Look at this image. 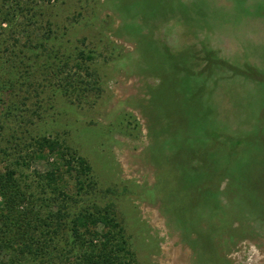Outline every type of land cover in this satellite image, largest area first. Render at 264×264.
Here are the masks:
<instances>
[{
  "label": "rangeland",
  "instance_id": "obj_1",
  "mask_svg": "<svg viewBox=\"0 0 264 264\" xmlns=\"http://www.w3.org/2000/svg\"><path fill=\"white\" fill-rule=\"evenodd\" d=\"M173 110L186 123L173 146L194 155L167 150ZM43 137L61 157L37 156ZM70 156L89 171L74 178V158L64 171ZM176 162L186 171L155 191ZM54 168L55 183L44 176ZM7 171L26 193L21 208L42 218L106 209L132 264H264V0H0ZM52 218L31 234L46 250L35 260L64 247L60 264H76Z\"/></svg>",
  "mask_w": 264,
  "mask_h": 264
},
{
  "label": "trees",
  "instance_id": "obj_2",
  "mask_svg": "<svg viewBox=\"0 0 264 264\" xmlns=\"http://www.w3.org/2000/svg\"><path fill=\"white\" fill-rule=\"evenodd\" d=\"M172 59H174L173 56ZM170 82L171 84L173 83L175 86H178L181 84L182 79L179 77L178 79L171 80ZM179 93L183 95V92L180 90L177 91V94ZM171 105L173 108L175 107L180 109L179 107H176L174 103H171ZM175 112L177 111L173 110L171 114L175 116ZM178 112L180 111L178 110ZM175 117L177 119L169 121L168 129H165L168 133L167 136L169 135L166 139L168 140L167 150H171L173 154L180 153L183 156L187 154L194 155L193 152L183 149V147H187L188 145H181V149L176 148V144L173 146L174 140L181 136V124H186L178 118L177 114ZM193 133L194 132L189 134L194 136ZM197 140L199 142L197 144L196 157L199 155L200 150H204V153L208 151V148L205 149L203 141L201 142L199 139ZM37 144V146L40 148V152L37 154L38 157L42 156L40 154L43 150L49 152L51 155L54 153V155L56 154L58 157H61L64 152L62 149H59L60 145L55 140H50L43 137L37 141ZM228 152L234 151L231 149V147H229ZM204 153L202 152V158H204L203 160L205 162L206 154ZM73 158L76 159L79 164V174L74 176V178H78L82 174H86L90 168L87 164H85L82 158L70 156L69 159H65L62 164V166L65 167L64 171L72 172L73 169L70 161ZM199 158H201V156ZM204 162H202L203 165ZM57 170V168H54V170L52 169L46 172L44 176L50 182L52 181L55 183V180L57 179ZM185 171L186 170H184L183 163L176 162L172 164L171 171L168 174H163V179L162 174L157 173L158 175L156 176L157 184L155 186V191L158 187L164 186L167 183V180H169L171 177H174L175 172L180 174L184 173ZM188 171H192V169L189 168ZM38 174L40 176V173ZM78 184V188L82 190L84 183L79 182ZM56 189L62 190L61 188H58L57 185H54V187L51 188V190L54 191ZM25 195L26 193L24 192V189L20 188V184L14 179L12 171H7L6 175L0 174V196L3 200V207L0 211V251H5L4 253L8 255V261L10 264H60L61 261L59 260H61V258L64 256L67 257L69 251H64V247H62V249L55 250L58 251V253L55 255V252L52 253V251L46 253L47 259L44 257L43 259H39L37 261L35 260L39 250L43 253H45L46 250L45 248L43 249L42 246H36L37 240L33 239L31 234L33 230L39 229V221H42V227L49 228L50 226H53V216L57 217V219H60V222L57 224V229L64 226L63 229H65L66 233L65 244H71V252L74 251L73 246L77 248V254L75 255L77 259L76 264H132L131 261L133 259V253L128 248L126 238L123 234V229L113 217L106 214V209H103V213L89 211L86 213L80 211L71 216L69 221L62 223L61 219L64 217V215L60 209L57 210L55 215L51 212L48 214V216H45V218L37 216L36 212H29L27 209H22L21 204L26 199ZM31 214L33 217H31ZM98 223H102L106 229L101 232L96 231V226ZM13 230L15 232H13ZM10 234L15 236L17 235V241L19 243H17L15 248L12 247L14 240L12 239L11 241V238L8 236ZM53 249H56V247H53ZM27 255H30V257H25ZM17 256H21V258L19 259Z\"/></svg>",
  "mask_w": 264,
  "mask_h": 264
}]
</instances>
